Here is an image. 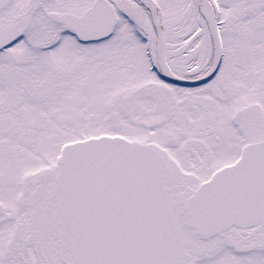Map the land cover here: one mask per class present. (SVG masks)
<instances>
[{
  "label": "snow or ice",
  "instance_id": "snow-or-ice-1",
  "mask_svg": "<svg viewBox=\"0 0 264 264\" xmlns=\"http://www.w3.org/2000/svg\"><path fill=\"white\" fill-rule=\"evenodd\" d=\"M0 264H264V0H0Z\"/></svg>",
  "mask_w": 264,
  "mask_h": 264
}]
</instances>
